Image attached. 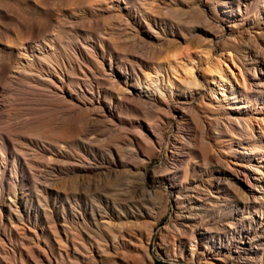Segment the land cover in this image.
<instances>
[{"label": "rangeland", "instance_id": "374dc122", "mask_svg": "<svg viewBox=\"0 0 264 264\" xmlns=\"http://www.w3.org/2000/svg\"><path fill=\"white\" fill-rule=\"evenodd\" d=\"M225 41L264 72V0H0V264H264V90Z\"/></svg>", "mask_w": 264, "mask_h": 264}, {"label": "bare ground", "instance_id": "6f19581e", "mask_svg": "<svg viewBox=\"0 0 264 264\" xmlns=\"http://www.w3.org/2000/svg\"><path fill=\"white\" fill-rule=\"evenodd\" d=\"M208 17V16H207ZM221 19V18H220ZM234 23V22H233ZM224 38V37H223ZM222 39V38H221ZM216 42V41H215ZM256 42V41H255ZM260 45H258L257 47H259ZM259 53H262L261 55H263L264 58V50L262 48H259ZM224 50L228 52V55L230 57V59L233 61L234 65L236 68H238L239 72L241 74H243L244 72V76L243 79L246 82L245 87L247 88V90H249L250 93L256 95L259 93V91L264 90V72H263V67H259L257 66V62H256V57H252L251 58V63H244L243 61H239V59H236V57L234 56L235 54H233L232 50H230L228 48V45L226 44V41L224 42ZM220 53V52H219ZM212 59V58H211ZM209 62V61H208ZM224 66H228L226 61H222ZM209 64V63H208ZM195 66V65H194ZM223 65L221 64V67ZM198 69V68H197ZM228 74L224 73V72H220V73H215L212 76V81L214 84H216V87L214 88H207L206 89V95H204V100H206L205 98L208 96L210 97V105H214V106H219L220 104H226L228 102V98H229V94L227 93V89L226 86L227 85H231V77L234 78L235 83L237 86L239 85L238 80L236 79L235 76V72L234 70L228 66ZM248 71V72H247ZM196 72V71H195ZM194 69L191 71V79L190 82L193 84L197 83V76H195ZM105 74V73H104ZM106 76V75H105ZM259 76H263V80L260 81H256V78ZM126 77V76H125ZM139 78L137 77V80ZM123 80V79H122ZM158 79H151L149 81V87L145 86V90L144 93H148L150 94L153 91H159L160 86L157 82ZM137 83H139V80L137 81ZM143 84H147V83H143ZM128 87V86H127ZM206 87V86H205ZM138 90V89H137ZM143 90V89H142ZM143 94V91H140V94ZM204 94V93H202ZM241 95V94H240ZM130 97V96H129ZM154 97V96H153ZM239 97L237 94H234L233 98H237ZM142 100V99H141ZM146 102V101H145ZM159 105V104H158ZM193 106V105H192ZM248 105H246L245 102L243 103H232L229 106H227V108L229 110H231L229 112V116H228V120L230 121V123L232 125H234L235 127H237V125H240L242 122L243 124H241L243 126L244 129L248 130H253L252 126L250 125V122L248 120H241V118L239 117V115H243L244 112H246L244 109L247 108ZM183 107V105H182ZM188 107V106H187ZM261 108L264 109V104L261 105ZM171 109V108H170ZM171 111V110H170ZM173 113V112H172ZM178 115V114H177ZM262 120V123L264 124V117H260L257 116L256 120ZM138 123V122H137ZM145 124V123H143ZM218 125H220L219 122H217ZM142 125V124H141ZM144 126V125H143ZM139 127V126H138ZM147 127V126H146ZM145 128V127H144ZM148 128V127H147ZM149 132V131H148ZM262 132L264 133V128H262ZM152 133V132H151ZM147 137H149L148 134H145ZM244 155H251V151L250 149L244 148ZM234 152L236 153H241L242 151L239 149H236ZM243 153V152H242ZM177 157H180V155H176ZM146 160V159H145ZM171 160V159H170ZM175 160V159H174ZM263 161H260L261 163L264 162V159H262ZM129 163V162H128ZM262 167L264 168V165H262ZM149 170V169H148ZM140 171V170H139ZM143 171V170H142ZM147 182V181H146ZM259 185V184H258ZM177 190V189H176ZM21 204V203H20ZM111 209V208H110ZM200 209L199 204H195L192 207V210H198ZM239 217V216H238ZM133 218V217H132ZM104 220V219H103ZM105 221V220H104ZM249 239L251 240V238L249 237ZM240 243V242H239ZM196 244V243H195ZM232 245V244H231ZM249 245V244H248ZM246 246V245H245ZM187 249V248H186ZM220 251V250H219ZM248 254V253H247ZM248 257H243V259H247Z\"/></svg>", "mask_w": 264, "mask_h": 264}]
</instances>
